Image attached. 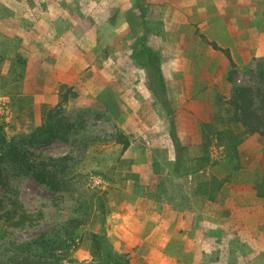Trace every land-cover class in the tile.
<instances>
[{
    "label": "rangeland",
    "instance_id": "374dc122",
    "mask_svg": "<svg viewBox=\"0 0 264 264\" xmlns=\"http://www.w3.org/2000/svg\"><path fill=\"white\" fill-rule=\"evenodd\" d=\"M49 1L68 5L80 24L72 30L80 62L70 66L62 57L44 85L35 86L27 78L33 41L41 39L57 52L53 39L38 34L21 13H8L0 1L4 74L16 52L27 60L24 77L16 83L6 78L0 88V121L8 137L19 141L41 123L36 93L57 95V104L69 87L77 92L69 93L65 105V137L27 145L38 155L70 154L69 189L54 192L29 176H10L0 184V202L18 196L34 221L24 228L3 223V235L25 241L77 215L84 223L68 253L58 251L61 264H120L94 255L93 234L105 236L128 264H264V136L235 121L228 80L234 69V83L250 87L254 107L263 106L264 0H194L191 14L173 6L183 0H148L146 29L137 33L127 21L134 0L127 9L111 8L110 25L98 26L88 23L86 14L100 0ZM157 4L164 6L162 14L152 10ZM17 23L25 37L8 33ZM87 26L100 39L95 47L79 43ZM136 34L160 55L185 146L180 169L174 168L167 110L133 56ZM220 48L229 49L235 66ZM21 68L16 65L13 73ZM8 90L31 99L14 103ZM117 132L130 140L125 151L113 139Z\"/></svg>",
    "mask_w": 264,
    "mask_h": 264
},
{
    "label": "trees",
    "instance_id": "16d2710c",
    "mask_svg": "<svg viewBox=\"0 0 264 264\" xmlns=\"http://www.w3.org/2000/svg\"><path fill=\"white\" fill-rule=\"evenodd\" d=\"M147 13L148 0H134V11L130 10L127 16V21L132 31L137 33L139 29H146ZM211 45L219 49L215 41H212ZM220 49L227 55L232 66H235L229 49ZM133 56L146 68L149 86L167 110L170 138L176 150L174 168L180 169L185 146L177 132L173 109L167 96L160 55L147 44L144 35L138 37V34H136ZM5 59L6 56L0 50V88L6 87L4 82L6 78L15 83L22 79L27 63L26 58L16 52L14 57L11 58L9 71L4 74L2 64ZM19 64L22 66L21 70L13 73V70H16V65ZM234 73L235 71L232 69L228 76V80L233 84L230 103L234 106V119L247 132L264 136V103L260 108L254 107L252 89L234 83ZM8 92L11 93L14 103L23 98L31 99L24 93L20 94V96H15V93L11 90H8ZM70 92L72 97L77 96V92L69 87L66 93L60 95V100L55 106L43 103L41 107V123L19 141L15 137H8L6 126L0 121V184L6 183L10 176H29L54 192L69 189L67 170L71 159L70 154L57 156L50 154L38 155L31 152L27 145L49 143L54 138L65 137L69 129V122L65 115V105L69 100ZM31 116L33 117V115ZM113 139L123 145L124 151L130 145L129 138L121 132L114 134ZM33 221L34 215L27 211L18 196L9 198L7 203H3V200H1L0 264H61L58 251L68 253L70 247L75 244L76 231L84 223V219L81 216L71 215L56 227L25 241L10 240V238H6L7 234L3 235L2 233L3 223H8L10 226L17 228H24L26 225H33ZM93 237L96 243L93 253L96 257L102 258L101 255H103L108 261L112 259L120 264H128V260L124 255L118 253L111 245L106 244L105 236L100 237L98 234H93ZM99 262L100 260L96 264Z\"/></svg>",
    "mask_w": 264,
    "mask_h": 264
},
{
    "label": "crops",
    "instance_id": "0c3cea01",
    "mask_svg": "<svg viewBox=\"0 0 264 264\" xmlns=\"http://www.w3.org/2000/svg\"><path fill=\"white\" fill-rule=\"evenodd\" d=\"M0 1L8 8V13L11 14L13 11H17L19 14L21 13L24 17H27L33 21L32 25H34V29H37L41 32L38 34H42L53 39L54 48L56 47L57 52H52L50 47L46 45V43L41 39L33 41L34 45L28 57L27 78L30 77L35 86L41 88V86L44 85V80L47 77V74H54L57 68L56 61L60 60L62 57L69 61L70 66L73 65L74 60L76 63L80 62L79 52L75 51L74 49L72 37L73 28L77 27V25L80 26V24L76 19H74L72 12L68 9V5L60 7L53 2L51 3L49 0H32L31 2L27 0ZM22 1H24L23 4ZM100 2L101 3L98 5V8L88 12L89 15L86 14L87 21L89 19L92 25H110V9L113 7H120L122 9L126 7L127 9L129 7L130 0H100ZM44 3L47 5L46 8L42 6ZM186 4H188V6H186ZM173 6L177 8L178 13L191 14L195 5L194 0H183L182 3H177V5ZM163 8L164 6L161 4H157L156 9L152 8V10L158 11L160 14H162ZM189 8H192V10ZM3 20L4 19H2V22ZM42 20H46V22L43 24ZM2 22L0 25H2ZM168 22L171 21L168 20ZM176 23L177 28L182 27L180 19H177ZM22 27L23 26H21L20 23H17L16 27L14 26V28H12L13 31L8 33H12V36L17 34L18 37L19 35L25 37L26 35L22 33L25 30L23 29L24 27ZM1 29L4 30L5 28L1 27ZM6 33L7 32L2 33V36L7 35ZM89 39L92 41L91 43L89 42ZM99 40L100 39L97 37V35L88 33L87 26V30L84 31V35L80 38L79 43L95 47ZM53 53H55V56H53ZM36 94V108H40L42 103L46 102L56 104V101L58 100L57 95L55 99V94H49L45 91H39ZM245 212L246 210H244V215Z\"/></svg>",
    "mask_w": 264,
    "mask_h": 264
},
{
    "label": "built area",
    "instance_id": "2783aa9c",
    "mask_svg": "<svg viewBox=\"0 0 264 264\" xmlns=\"http://www.w3.org/2000/svg\"><path fill=\"white\" fill-rule=\"evenodd\" d=\"M96 179V178H95ZM97 181H99V180H97Z\"/></svg>",
    "mask_w": 264,
    "mask_h": 264
}]
</instances>
